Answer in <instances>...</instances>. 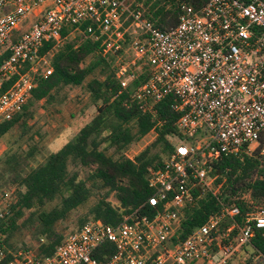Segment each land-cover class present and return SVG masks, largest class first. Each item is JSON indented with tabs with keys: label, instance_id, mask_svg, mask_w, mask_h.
Instances as JSON below:
<instances>
[{
	"label": "built area",
	"instance_id": "obj_1",
	"mask_svg": "<svg viewBox=\"0 0 264 264\" xmlns=\"http://www.w3.org/2000/svg\"><path fill=\"white\" fill-rule=\"evenodd\" d=\"M138 3L139 0H0V52L10 51V57L0 66V122L20 112L38 80L52 75L47 59L68 39L85 35L93 42L102 41L104 58L112 53L119 55L122 45L131 40V48H124V53L130 51L135 60L147 57L162 74L159 79L164 81L166 91L168 80L172 82L164 99L174 96L175 111L180 115L177 128L181 136L172 138L174 153L190 156L188 145L193 140L198 141L196 150L203 153L193 168L177 164L172 172H162V166L161 171L154 169L156 176L149 179L154 194L146 201L148 213L137 209L118 225L103 223L112 234L87 245L82 243L88 239L89 231L84 224L68 233L46 259L48 264H112V260L114 264H230L236 255L252 247L257 231L264 229V211L260 208L242 220H238L241 211L237 207H224L213 215L227 214L234 224L223 237L214 235L219 225L209 234L207 224L214 223L213 216L183 241L178 240V233L187 207L211 190L209 173L213 164L224 155L251 152L253 156L259 147L264 118L255 116L260 96L249 91V80L264 84V70L259 76L248 75L253 63L249 52L254 49L244 46L239 30L253 22L249 30L264 36V30L257 28L264 16L259 7L264 0H206L198 9L181 3L178 25L170 31L157 28L151 19L145 28L136 19ZM187 9L191 11L186 14ZM141 28L147 35H141ZM64 30H68L65 37ZM233 35L241 39L232 41ZM50 42H54L53 50L40 56L41 48ZM260 54L264 55V48ZM10 83L3 91L4 85ZM249 112L255 116L251 131L260 129L254 142L244 128L249 123ZM182 128L187 129L186 137ZM260 155L264 157V148ZM181 170L183 175L178 178ZM182 197L189 203L185 204ZM243 199L248 198L245 195ZM9 200L10 192H6L0 199V217L7 212ZM104 244H112L115 253L110 258L105 253L107 260L101 262L94 254ZM0 253L4 254L0 264H32L27 253L7 250L1 233Z\"/></svg>",
	"mask_w": 264,
	"mask_h": 264
},
{
	"label": "trees",
	"instance_id": "obj_2",
	"mask_svg": "<svg viewBox=\"0 0 264 264\" xmlns=\"http://www.w3.org/2000/svg\"><path fill=\"white\" fill-rule=\"evenodd\" d=\"M160 2L171 4L173 10L164 12L161 9L151 21L157 28L170 31L178 25L181 3L195 5L198 9L206 0H160ZM67 34L68 30H64L62 36L65 37ZM79 38L84 37L68 39L55 51L50 60L52 75L47 79L38 80L31 98L20 112L14 114L11 120L0 122V140L9 137H15L18 141L24 140L31 131L28 126L35 120L39 111L37 105L45 101L48 104L45 105V109H48L56 102L57 95L67 87L84 88L87 84V90L93 93L94 98L102 91L111 90L109 86L97 83L103 73L90 74L93 78L89 83L83 81V75L75 70L76 64L88 56L89 52L103 50L102 41L93 42L88 39L87 45L79 54L65 55L67 45ZM53 48L54 42L45 43L40 50V56L48 55ZM9 57V49L1 51L0 66ZM100 59L105 58L101 56ZM10 86L11 83L5 84L3 91ZM176 104L174 96L164 99L156 108L158 118L173 123L177 118L179 120L180 115L174 111ZM109 115L115 121L128 119V113L120 105L113 108ZM95 135L93 129H87L65 152L49 158L38 168L37 165L29 163L37 154L33 146H30L27 153L19 149L11 152L9 148L3 158H0V199L6 192H10L7 212L0 217V233L4 236L7 250L17 251L15 242L17 235L29 230L33 233L32 238L36 244L40 245L34 250V254L38 257L52 256L66 238L64 224L71 221L74 215H77V229L86 224L87 218L84 213L79 214V210L97 194L95 190L100 193L99 198L87 212L105 224L118 225L137 209L143 214L149 212L146 201L154 193L149 187V179L145 181L142 178L147 174L146 166L142 165L137 170L98 154ZM69 142L70 140L52 154L59 153ZM9 143L11 141H8ZM29 143L31 144V141ZM20 147L24 148L22 144ZM263 148L264 131L253 156L224 155L213 164L209 173L211 190L202 194V199L192 204L191 210L189 207L185 210L178 240H185L197 227L204 225L209 217L219 213L224 207L239 208L241 215L238 220H242L247 213L264 206V157L260 155ZM91 167H94V170L87 180L82 179L79 168ZM105 191L106 195L100 196ZM112 194L116 197L117 205L105 202ZM245 195H249L246 200L243 199ZM52 202L58 203L51 210H46V205ZM44 241L47 243L43 244ZM251 246L255 254L264 257V229L257 231ZM22 248L32 250L29 247ZM105 253L110 258L115 253L114 246L102 245L94 254V258L105 262L107 260L104 259Z\"/></svg>",
	"mask_w": 264,
	"mask_h": 264
},
{
	"label": "clouds",
	"instance_id": "obj_3",
	"mask_svg": "<svg viewBox=\"0 0 264 264\" xmlns=\"http://www.w3.org/2000/svg\"><path fill=\"white\" fill-rule=\"evenodd\" d=\"M135 2V0H134ZM255 3L256 0H253ZM260 9L264 11V3H260ZM139 15L136 19L142 25L147 26V23L158 12L163 9L164 12L173 10L171 4L161 3L160 0H139L137 4ZM191 9L186 10V14ZM146 17V19H141ZM255 25L249 22V26L243 31L239 32L244 38V46L249 49H254L249 52L252 56V71L248 73L250 76H259L260 71L264 70V55L260 54L261 49L264 48V36L257 32L250 31ZM145 28H141V35H147ZM264 30V16L260 17V26L257 27ZM84 38L71 41L67 48L64 50L65 55L79 54L81 49L85 47L88 37L83 35ZM232 41L241 39L240 35H233ZM254 41V43H252ZM124 48H131V40L122 45V51L119 55L112 53L107 58L101 60L103 52L100 49L89 52L83 60L76 64V72L83 75V81L91 82L90 74L103 73V76L97 81L101 85H107L111 90L102 91L99 96L93 97V93L87 90V84L81 89V94L75 98L64 102L62 105L53 106L47 109L46 113L40 116L39 120L33 121L29 127L31 131L24 138V140H17L13 137L12 142L7 146L0 147V158H3L4 153L11 149V152L22 150L27 153L30 146L36 148L37 154L30 165H37V168L43 165L49 158L59 156L65 152L70 145H72L87 129L95 131V142L97 144V153L110 158L115 163L130 165L132 168L139 170L141 166L145 167L147 173L142 178L154 179L156 171L154 169L163 168V171L172 172L177 164L183 167H195L199 163L200 157L203 153L196 150L195 144L198 142L193 140L188 146L191 148V155L188 157H180L174 153L175 145L172 143V138L180 134L177 131L178 118L175 122H166L158 118L156 111L157 106L164 101V97L171 91L172 82L168 80L167 91L165 90V83L160 80L162 75L158 73L153 65L148 62L147 57L135 60L130 51L126 55L123 51ZM243 57V54H241ZM135 60V63L133 61ZM94 62V63H93ZM91 65V66H89ZM81 80V81H82ZM249 91L254 95L259 94L260 99L257 101L258 108H255V116L264 118V84L253 83L249 80ZM117 105H120L128 113V119L115 121L111 118L109 113ZM175 111V110H174ZM252 112H249V123L244 125L245 130L249 131L248 139L254 142L256 131H251V120L255 118ZM90 117L88 123L70 140V142L56 154H52L48 145L59 136L67 127H69L74 120H84ZM239 123V122H238ZM261 128H264V123H261ZM185 137L187 136V129L182 128ZM31 141V144L29 143ZM24 148H21L20 145ZM26 149V151H25ZM251 157V152L247 153ZM167 165V168H165ZM161 171V170H160ZM183 175V171L177 175L179 178ZM106 195L101 193V196ZM183 199V197H182ZM106 203H111V197L105 200ZM185 204L189 202L183 199ZM155 204V202H152ZM193 208L189 205V209ZM260 211H264V206L260 207ZM179 214V207L177 208ZM84 215L87 218L86 225L89 231L86 233L88 238L83 241L85 245L94 243L104 238V235H111L103 224V221L96 219L95 215H88L85 210ZM214 223H208L209 234L212 233L211 229L216 225V232L214 235L223 237L226 235V230L230 231L231 226L234 224L232 220L225 214L224 216H213ZM243 232V231H242ZM99 233V234H98ZM91 237V239H89ZM212 241H209L211 243ZM31 243V242H29ZM44 241L43 244H46ZM40 245H34L29 251L17 246V251H23L31 256L32 264H48L47 257H38L34 255V250ZM4 259V254L0 253V260ZM85 259L87 257L85 256ZM249 259L258 264L264 262L259 254L252 255L249 253ZM18 264H22L19 261ZM112 264L114 261L112 260ZM124 264H127L125 261ZM239 264H243V258L240 259Z\"/></svg>",
	"mask_w": 264,
	"mask_h": 264
},
{
	"label": "rangeland",
	"instance_id": "obj_4",
	"mask_svg": "<svg viewBox=\"0 0 264 264\" xmlns=\"http://www.w3.org/2000/svg\"><path fill=\"white\" fill-rule=\"evenodd\" d=\"M74 39V38H72ZM71 40V39H69ZM129 53V51H127L126 55ZM131 53V52H130ZM52 58H48L47 59V64L50 65V60ZM91 79L93 78V75L90 76ZM81 87H67L65 90L61 91L58 95H57V99L56 102L53 103L51 106L48 107V109H51L53 106H59L62 105L64 102L69 101L72 98L77 97L78 95L81 94ZM45 105H48L45 101L39 103L38 106V112L36 114L35 120H39L40 116L44 115L46 113L45 109ZM90 117L85 118L84 120H74L72 122V124L67 127L59 136H57L49 145H48V149L49 151L55 152L57 150H59L65 143H67L69 140H71L79 131V129L84 126L88 121H89ZM13 138H5L0 140V147L3 146H7L8 141L12 142ZM173 142H175V140H173ZM94 170V167L91 168H79V172L81 175V178L84 180H87V178L89 177V175L91 174V172ZM90 185V183H89ZM95 193H97L95 196H93L85 205L84 207H82L79 210V214L80 213H84L85 210H88L91 206H93L99 196L98 194H100L97 190H95ZM101 196V195H100ZM249 195H247L248 198ZM111 202L114 203L115 205H117V200L116 197L114 196V194H112L111 196ZM58 202H52V203H48L46 205V210H51L52 208H54L56 206ZM63 227H65V235L73 232L77 229V215H74L71 219V221H69L68 223L64 224ZM33 233L29 230H24L22 233H20L19 235H17L15 242L17 244V246H19L20 248L22 247H33L36 244V241L32 238ZM31 242V243H29ZM249 253H251L253 256L256 255L254 253V250L252 249V247H248L245 249L244 253H239L238 255L235 256V258L233 259V261H231L232 264H239V261L241 258H243V264H253V261L251 259H249ZM230 263V264H231ZM255 264H257L255 262Z\"/></svg>",
	"mask_w": 264,
	"mask_h": 264
},
{
	"label": "snow or ice",
	"instance_id": "obj_5",
	"mask_svg": "<svg viewBox=\"0 0 264 264\" xmlns=\"http://www.w3.org/2000/svg\"><path fill=\"white\" fill-rule=\"evenodd\" d=\"M184 151V149H181V152H183Z\"/></svg>",
	"mask_w": 264,
	"mask_h": 264
}]
</instances>
